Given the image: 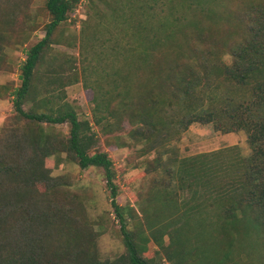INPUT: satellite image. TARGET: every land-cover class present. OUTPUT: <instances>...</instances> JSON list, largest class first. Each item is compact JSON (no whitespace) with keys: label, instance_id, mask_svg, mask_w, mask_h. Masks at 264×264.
Masks as SVG:
<instances>
[{"label":"rangeland","instance_id":"1","mask_svg":"<svg viewBox=\"0 0 264 264\" xmlns=\"http://www.w3.org/2000/svg\"><path fill=\"white\" fill-rule=\"evenodd\" d=\"M45 2L0 0V137L24 122L15 114L11 91L20 85L26 50L44 35L50 19ZM262 4L264 0H80L53 30L35 67L23 109L29 110L32 102L38 110L66 104L89 122L96 138L90 152L97 149L110 157L118 187L115 202L125 211L127 229L139 236L141 257L151 264H264L263 227L255 222L248 199L236 196L243 211L234 214V196L220 186L239 176V161L250 155L247 134L243 129L222 132L210 123L184 126L199 93L196 89L194 98L184 101L172 74L184 64L201 74L210 63L207 53L230 63L231 47L245 37L251 15ZM152 40L160 47L144 63L136 49L142 51ZM222 77L218 103L225 90L233 91L235 99L248 94ZM204 100L206 105L209 100ZM147 111L157 129L164 122L165 132L155 130L146 137L149 128L140 122ZM43 127L69 136L68 123ZM198 154L218 166L221 180L205 168L181 169L183 158ZM49 160L51 175L63 181L68 198L57 193L55 202L77 201L83 208L96 233L99 258L111 261L126 254L103 169L80 168L65 152ZM223 221L225 228L215 230ZM205 222L212 226L199 228ZM204 243L207 258L198 255Z\"/></svg>","mask_w":264,"mask_h":264},{"label":"trees","instance_id":"2","mask_svg":"<svg viewBox=\"0 0 264 264\" xmlns=\"http://www.w3.org/2000/svg\"><path fill=\"white\" fill-rule=\"evenodd\" d=\"M79 1L46 0L50 19L44 25V35L26 50L20 85L11 91L15 114L24 122L10 134L0 137V264H151L141 257L143 247H139L135 240L139 236L127 229L125 211L115 202L118 187L110 157L101 150L90 152L95 148L96 138L90 131L89 122L80 120L76 111L66 104L38 110L32 102L29 110L23 109L24 102L29 100L32 77L44 47L49 44L56 26L66 20L68 12ZM257 9L249 19L245 37L230 49V63L222 61L216 54L207 53L210 63L201 74L189 69L188 64L173 68L172 74L184 101L191 100L192 96L194 98L196 89L199 93L190 106L192 112L184 126L192 122L210 123L222 132L238 129L246 132L251 153L239 161V176L221 181L220 186L234 196L231 203L234 214L238 213L237 210L243 211L240 198L236 196L248 199L250 209L255 212L254 220L263 227L264 233V5ZM153 38L158 40L157 33ZM159 47L152 40L141 47L142 51L135 49L140 53L141 60L147 63ZM220 76L235 86L245 87L248 94H241L235 99L233 91L225 90L226 95L218 103L216 90L219 89L217 81ZM204 98L209 100L206 105ZM95 122L100 124V119L95 118ZM142 122L149 128L147 138L155 130H164L163 121L157 129L151 111L146 112ZM43 123H68L69 136L66 138L52 131L46 132ZM62 152L67 153L80 168L93 166L103 169L111 205L120 222L126 247V254L121 257L111 261L101 260L94 244L96 233L92 231L83 208L77 201L66 203L68 198L62 188L63 181L59 176L51 175L49 160V156L59 157ZM200 155L183 158L181 169L205 168L221 180L218 166L207 158L201 160L204 155ZM40 185L44 186V191L39 190ZM57 193L63 194L67 201L55 202ZM223 222L220 226L216 225L215 230H223ZM208 225L212 226L210 222L200 223L199 228L204 229ZM159 232L157 236L160 238L162 232ZM206 253V244H201L198 255L207 258L209 254L204 255Z\"/></svg>","mask_w":264,"mask_h":264}]
</instances>
